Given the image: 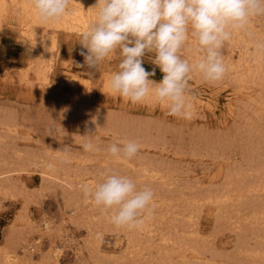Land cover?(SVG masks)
I'll use <instances>...</instances> for the list:
<instances>
[{"label": "rangeland", "instance_id": "obj_1", "mask_svg": "<svg viewBox=\"0 0 264 264\" xmlns=\"http://www.w3.org/2000/svg\"><path fill=\"white\" fill-rule=\"evenodd\" d=\"M7 1L11 3V0ZM92 1L90 5L93 3ZM5 15L0 19V24L2 23V31L0 33V115L13 117V119L10 118L15 123H13L10 131L13 136L11 133L9 135L6 134L8 133L6 129H0V132H2L0 133L2 135L0 137L2 142L0 145L6 142L2 145L4 149L0 152V160L1 158L3 160L5 158L12 159L13 157L15 159V156L19 155V157L24 158L35 153L36 156L38 155L39 161L41 159H51L50 161L60 174L66 173L72 179H91L92 177V179L96 178L95 180L98 178L99 181V173L101 171L106 169V167L111 169L117 165L111 163L107 158L102 159L103 154L107 157L106 151H85L82 146L91 142L101 149H106L111 143L124 140L125 138L122 137V134L127 132L132 136L133 134L138 135L139 138L135 139L137 142L142 136L143 138L138 142H142L140 143L142 148L137 157L130 161L133 166L131 167L132 169H126V174L132 177L134 176L132 172H135L136 168H139L137 173H140L138 172L140 167L144 168L152 161V164H155V166L158 164L159 166H157L160 169L164 167L162 171H164L163 175L166 176L165 183L162 184V181L158 180L156 182L153 181L154 184H151L152 182L148 181L147 177V179H143L144 177L141 176L142 178H139L138 185L147 184L161 192L165 191L164 193H166L167 191L174 195L177 194V197L179 193L182 196H189L190 193L197 194L200 190L203 193L210 191V187L213 190L216 187L217 189L221 188L225 182L226 174L237 165H244L247 152L251 148V144H249L251 142L250 138L253 141L252 146L255 144V146L259 147V153L264 151V144L262 149H260V144L256 142L257 138L264 136V110L255 115L253 108H251L253 106L251 99L255 100L259 96L261 89L259 86L252 84L237 85L234 81L237 74L235 70H229L222 81L212 84L203 82L199 74L193 72L189 81V97L192 105L190 118L173 117L168 114L166 106L152 103L150 100L140 104H133L103 88L104 78L110 77L113 72L118 70L117 66L120 59L118 54H114L102 62L98 69H90L85 64L84 57L80 55L81 50L85 52L87 50L82 49V45L79 43V36L67 35L62 30L42 28L45 34L44 40L39 38L38 43L28 42L26 39L22 40L23 36L17 21L18 18L9 12L5 13ZM253 26L258 34L264 36V18H257L253 22ZM53 35H56L55 47L45 49L43 45L48 39L46 37ZM246 35L248 36L247 33ZM188 44L187 50L185 49L182 55L193 61L196 57L194 54L197 46L192 40ZM228 46L229 44L226 42L223 48L225 61L230 54ZM248 48L249 54L254 53L255 49L252 44ZM237 50L234 49L232 52L233 63L241 64L240 56L242 53L240 54L239 50ZM154 55V53H146L142 66L149 72L155 68V75L150 77V79L159 82L163 74L158 67L151 63V58ZM49 60L53 64L54 71L57 68L65 69L72 74L80 76L82 83L68 86L63 83L59 84L55 80L51 87L43 86V88L42 86H37L34 81V83L25 82L19 78V72L28 71L33 74L29 68L34 70L37 62L42 63L45 67ZM243 67L241 65V69ZM250 123L253 126L248 128ZM250 129L253 130V137L249 136L250 131L248 130ZM3 135H5V138ZM145 137H148L147 140ZM144 141L149 142V145ZM207 142H209V146L206 147L205 143ZM9 143L11 145L14 143L15 147L14 145L11 147ZM151 143L154 144L152 145ZM7 151L10 154L6 153ZM11 151L14 152L12 153ZM27 152L28 154H26ZM23 153L25 154L23 155ZM258 156L260 155L258 154ZM43 163L45 164L46 162L41 164ZM137 173L135 172V174ZM251 175L252 177H250ZM253 176L255 174L250 173L247 175V179H252ZM142 179L144 181H141ZM41 183L37 174L24 175L22 183L19 185L23 192L16 195L17 199L15 196L3 194L2 197L0 196V245L6 243L9 233L19 232L20 229L22 230L20 233L25 234L23 236H27V240H32L40 234L39 227L38 231H36V227L43 220L50 221L52 227H54L53 229L56 228L55 230L58 232L55 231L51 238L42 236L40 252L38 250V252L35 251L31 260L21 259L19 264H49L52 250L60 252L61 264H102L99 259L106 261L103 264H161L158 262L155 249L152 250L153 253L151 252L150 256L141 255L143 258L141 256L137 257L135 253H127L125 255L124 234L122 232L119 233L121 230H113V233L110 230H107V232L103 229L102 225H100V218L103 214L98 209L97 211L90 202L86 203V209H84L90 214H94L93 217L89 218L87 215H83V219L81 217L71 219L69 217L71 203L69 204L66 198L69 192L67 194V191H65L64 196V190L62 192L61 187L47 184L45 188L41 186ZM161 187L163 188L161 189ZM21 195L25 199L23 196L21 198ZM29 198L32 199L29 200ZM65 200L68 203L64 202ZM182 204L180 201L173 202V210L181 213L183 210ZM90 207L91 209H89ZM210 207L209 204L203 205L202 211H200L201 214L193 213V215L195 214L191 219L193 224L189 221V224L185 223L184 225L188 224V231L198 232L204 239L207 236L205 248L208 252L205 255L208 259L212 258L219 263L222 256L223 259H228L227 262L229 264H233V261H229V259L235 253L234 246L237 244V236L240 232H233L229 229L224 230L223 228L218 230L214 215L216 211ZM232 211L234 214L235 208ZM24 212H27V214ZM21 213L29 217L27 221L31 222V225L27 226L26 222L17 219ZM159 213V210L156 211V214ZM243 213L241 212V215H245L247 212ZM180 219V216H177V220L180 221ZM69 220H73L72 223L75 222L72 224ZM78 220H81V223ZM89 220H91L93 228L96 226L93 232L87 227L88 222L86 221ZM23 227L25 228L23 229ZM89 230L91 234H94L89 235ZM154 234L158 235L157 233ZM154 234L153 240L156 238ZM93 236H97L98 240L101 238L97 256H95V248L90 247V237L93 239ZM210 237L211 239H209ZM158 238L157 236L155 240ZM255 242L256 239L251 238L248 244L251 246ZM85 246L86 248H84ZM14 250L18 254L22 253L20 247ZM41 254H45L43 259L40 258ZM101 254L104 255L102 256ZM235 255L233 257L236 258H232L235 259L234 262H237L239 258ZM113 256H115L114 258L117 261L112 260ZM232 258L230 260H233ZM179 259L180 257L172 255L171 261H173L170 263L181 264V259ZM162 264L168 263L164 262Z\"/></svg>", "mask_w": 264, "mask_h": 264}, {"label": "bare ground", "instance_id": "obj_2", "mask_svg": "<svg viewBox=\"0 0 264 264\" xmlns=\"http://www.w3.org/2000/svg\"><path fill=\"white\" fill-rule=\"evenodd\" d=\"M91 1L92 0H71V3H70L71 14L70 15H65V17L63 19L56 21V22L42 23L38 19V17L34 14V11L31 8L28 0H11V3H9L7 0H0V19H1V17H4L3 15H5V13H7V12L12 13L14 16H16L18 18L17 21L19 23L20 31H21L22 36H23L22 40L26 39V40H28V42L30 41V42L38 43L37 42L38 39L43 38L45 36L42 28H51L52 30L53 29L54 30H62L67 35H70V36L75 35V36L81 37V34L83 33V31H85L87 29L88 25L91 22H93L95 19L96 10H94L93 7L96 5L97 0H93L92 1L93 3L90 5ZM1 24H0V33L2 31ZM246 33L248 34V36L247 35L245 36ZM55 36L53 35V36L46 37V39L47 38L48 39H47V41H45L46 43L43 45V47L45 49L55 47V42H56ZM43 40H44V38H43ZM259 42H264V36L262 34L257 33L253 24L251 25V27L249 28V30L247 32H241V31L235 32L232 36V39L230 41H228V44H229L228 49L230 50L229 51L230 54H229V56L227 55L228 57L225 61L229 70H235L236 71L237 74H236L234 81L237 83V85L244 86L246 84H252V85H255L257 87L258 86L260 87L261 92H260L259 96L255 100L251 99V102L253 103V106L251 105L252 106L251 108H253L252 110H253V113L255 115L258 112H260L261 110H264V51H260L255 47V45ZM42 43H41V45H42ZM189 43H190V40H189ZM250 44H252V46H254V49H255L254 53H252V54L248 53V51H249L248 46H250ZM32 45H33V43H32ZM234 49H238L239 53L240 54L242 53L240 56L241 57L240 58L241 64L235 63L236 64L235 65L233 63L232 52L234 51ZM51 52H52V50H51ZM191 55H192V53H191ZM194 55H196V53ZM235 61H236V59H235ZM241 65L244 66L242 69H241ZM65 66H67V65H65ZM29 70H31L33 74H30L31 72L24 70L25 72H19V75H20L19 78L21 80H24L25 82H33L34 81L37 86L51 87L54 84L55 80L59 84L63 83V84H66L68 86L78 85L77 83H80V84L82 83L80 81L81 79L79 78L80 76H78L76 74H72L65 69L57 68L54 71L53 70V64L51 63L50 60H49V62H47L45 67H44V65H42V63L37 62V64L35 65V69L32 70V68H29ZM229 70H228V72H229ZM54 73H56L55 76H53ZM104 79H105L104 80L105 82L103 83V88L112 93V91L109 87V83H108L110 77H105ZM251 108H249V109H251ZM247 116H248V114H247ZM247 116H245V117L247 118ZM10 117L11 116L6 117V116L0 115V129H6L8 131V133H6V134H8V135H9V133H11L10 131H11V128L13 127V123H15L12 121L13 117H11L12 119ZM250 120H251V118H250ZM99 126H101V125H99ZM102 126H104V125H102ZM251 126H253V125H251V123H250L248 128H250ZM13 131H15V130H13ZM248 131H250L249 136L251 135L253 137V135H252L253 130L250 129ZM0 133H2V132H0ZM11 135L13 136L12 133H11ZM122 135H123L122 136L123 138L128 139V140H135V139L137 140L139 138L138 135L133 134V136H132L131 134H129L127 132H123ZM259 136H257V137H259ZM0 137H2V135H0ZM3 137L5 138V135H3ZM142 138H143V136H142ZM147 138L145 137L146 140H147ZM141 139H139V140H141ZM139 140H138V142H139ZM5 141H7V140H5ZM250 141L251 142L249 144H251V148L247 152V157L245 158L244 165H240V163H239L240 166H238V165L236 167L233 166L234 169L232 171L230 170V172H228L226 174V176L224 178L225 182L221 186V188L217 189V187H216V189L213 190L210 187V191L203 193V192H200L201 191L200 190L199 191L200 193L199 192L197 194L196 193L195 194L190 193L189 196H182L179 193V196L176 197L177 194L174 195V194L167 192V191H166V193H164L165 191L161 192L158 189H154V187L152 186L153 187L152 189L155 192L154 210H153L152 214L146 218L144 226L140 230H134V231L121 230L119 232V233L122 232L124 234V235L122 234L124 236V240H125L124 246H125L126 254L125 253L124 254L127 255V253H129V254L135 253L137 257H140L141 255L150 256L152 250L155 249L156 250L155 251L156 257L159 260L158 262H160L161 264L164 262L171 264L170 262L173 261V260L171 261L172 255L180 257L181 264H229L227 262L228 259L226 258V260H225V258L223 259L222 256H221V262H219V263L215 262V260H213L210 257H209L210 259H208V257H206V255H205V253L208 252V250L205 248V244L207 243V238H206L207 236L204 239L202 236H200L198 234L197 231H196L197 233H194V231H192V232L188 231L189 221H191V219L194 217V215L196 213L201 214L200 211H202L201 209H202L203 205L209 204L211 206L210 208L214 209L216 211L214 215L216 217L215 222L217 223L216 227L218 230H222V228H223L224 230L229 229L230 231H233V232H240L237 236L238 237L237 244H235V246H234V252L235 253L232 256L231 255H229V256H231L230 257V259H231L236 254L235 256H237L241 260L238 259L237 262H234L235 259H233V258H236V257H233L232 258L233 260L229 259V261H233V264H264V151L263 152L261 151V153H259V147L255 146V144L252 146V143H253L252 138H250ZM144 142H147V141H144ZM256 142L258 144H260V149H262V145L264 144V136L262 135L259 138H257ZM0 143H2L1 138H0ZM5 143L3 142L2 145H4ZM140 143H142V142H140ZM147 143H148L147 145H149V142H147ZM144 144H146V143H144ZM2 145H0V152L3 151V149H4ZM13 145H14V143H12L11 147ZM205 146L206 147L209 146V142L205 143ZM14 147H15V145H14ZM9 148H10V146H9ZM14 150H15V148H14ZM8 151L6 153H8ZM51 152H52V150H51ZM1 154H3V153H1ZM8 154H10V152ZM24 154L25 153H23V155ZM26 154H28V152ZM258 154L260 156H258ZM98 155H101V154H98ZM4 156H7V155H4ZM19 156H15V159H13L14 157L13 158L11 157L13 160L8 159V158H5V160H3L1 158V160H0V196L1 197L3 194V195H9V196H13V197L15 196V198H16L17 194H22V192H23V190L21 188H19V185L22 183V179H23L24 175L37 174L38 179L41 180V182H42L41 183L42 187L46 188L47 184H53V185H56L58 187H61L62 192L64 190V196H65V191H67L66 192L67 194L69 192L68 197H66V198H67V201H69V204L71 203V208L68 207L69 212H70L69 217H71V219H73L74 217L75 218L81 217L83 219V215L84 216L87 215L89 218L94 216V214H90V212L85 210L86 209L85 206L87 205L86 203L88 201L85 200L82 192L80 193V186L82 184H85V183H87L89 185H94L96 182H98V178H97V180H95L96 178L92 179V177H91V179H87V178L86 179H82V178L72 179L66 173H65L66 175L60 174L58 172V170L56 169V167H54L53 163L50 161L51 159H49V158H48L49 160L48 159H41L39 161L38 160L39 157H38V155L36 156L35 153H34V155L24 157V158L19 157ZM55 156H57V155H55ZM102 156H103L102 159L107 158L111 161V163H113L114 165H117L116 167L111 168V169L118 171L121 174L127 175L126 169H129L133 166L130 161L117 160L116 158L112 157L108 153H107V157L104 154ZM40 158H42V157H40ZM54 160H53V162H54ZM110 161H109V164H110ZM42 162H46V163L41 164ZM119 163L121 165V168H120ZM157 165L158 164H156V166H155V164L153 165L152 161H151L144 168L142 166L140 167V170L138 171L140 173H137V169H139V168H136L135 172L137 174H135V172H132L134 174V176H132V178L138 182V181H140L139 178L142 176V177H144L143 179H145L147 177L148 181L152 182L151 184H154L153 181L156 182L158 180L162 181V184L165 183L164 181H165L166 176L163 175L164 171H162V170H164L163 169L164 167H162V169H160L158 167L159 165L158 166ZM230 169H232V168H230ZM69 172H70V170H69ZM74 172H73V175H74ZM81 173H83V172L81 171ZM250 173H254L255 176H253L252 179H247L248 178L247 175ZM84 174H85V172H84ZM77 175H78V173H77ZM85 175L87 176V174H85ZM252 175L250 177H252ZM143 179L141 181H144ZM163 187H164V185H163ZM163 187H161V189ZM155 188H156V185H155ZM203 191H205V190H203ZM174 192H176V191H174ZM37 193H39V192H37ZM22 196L23 195H21L20 197L22 198ZM13 197H12V200H13ZM3 198H4V196H3ZM23 198H24V196H23ZM16 199H14V200H16ZM30 199H32V198H29V200ZM67 201L65 200L64 202H67ZM175 201H180L183 203L182 204L183 210L181 211V213H177L176 211L173 210V208H174L173 202H175ZM87 207H89V206H87ZM233 208H235L234 214L232 211ZM26 209H27V207H26ZM89 209H91V207ZM158 210L160 213L156 214V211H158ZM241 212L242 213L247 212V213H245V215H241ZM24 213L27 214V212H24ZM24 213L23 214L21 213L17 219H19L20 221L22 220L23 222H26L27 226H29V224L31 222L29 223L27 221V220H29V217ZM193 213H195V214L193 215ZM177 216H180V218H181L180 221L177 220ZM72 221H70V223H72ZM41 222L42 223L38 224V226L36 227V229H37L36 231H38V227H39V229H40L39 233L40 234L37 237H34L32 240H27V236L24 237L23 235H25V234L20 233V232H22L21 229L19 230V232L18 231H15L13 233H9L10 231L7 232V233H9V236H7L8 238L6 239V243L4 245H0V264H19L21 259L22 260H31L35 251L38 250L40 252L41 237L42 236H48L49 238H51L52 235L55 234V231H56L55 230L56 228L53 229L54 227H52V224L50 223V221L43 220ZM86 222H88L87 227L93 232V230L96 228V226L94 228L92 227L91 220L86 221ZM95 222H96V220H95ZM83 223H85V222H83ZM100 223H101L100 225H102L103 229H105L106 231L110 230V232L111 231L113 232L114 229L111 226V224L109 223V220H108L106 215L103 214L101 216ZM185 223H188V224L184 225ZM191 224H193L192 221H191ZM161 225H162V227H161ZM259 225H260V227H259ZM82 226H83V224H82ZM30 227H32V226H30ZM24 228L25 227H23V229ZM25 230H28V229H25ZM90 230H89V232H90L89 235H93L94 233L91 234ZM30 232H31V230H30ZM95 233H96V231H95ZM154 233H157L158 235H156ZM153 234L156 235V238H157V236L159 238L157 240H155L156 238L153 240ZM215 234H216V232H215ZM96 237H94V238H96ZM94 238L91 239V237H90V240L92 241V242L90 241V247L93 249L95 248V252H96L95 256H97L98 252H99L98 250L100 248L99 247V240L101 238L99 240H98V237L96 239H94ZM251 238L256 239V242H255V244L250 246L248 244V241L250 242ZM209 239H211V237ZM87 241H89V240H87ZM4 242H5V240H4ZM18 247H20L22 250L21 254H18L16 252V250H14ZM90 247H88V248H90ZM84 248H86V246ZM119 252H120V250H119ZM88 253L90 254L89 250H88ZM92 254H93V252H92ZM51 255H52V257L50 258L49 264H61L60 252H55L54 250H52ZM101 255L103 256L104 254H101ZM100 256H99V258H100ZM143 256H141V257L143 258ZM217 256H220V255H217ZM44 257H45V254L40 255L41 259H43ZM114 257L115 256L112 257L113 258L112 260L117 261V259H115ZM116 257H117V255H116ZM211 257H213V256H211ZM125 258H126V256H125ZM93 259L95 260V258H93ZM99 260L102 262V264L105 261L104 259H103L104 261H102L101 259H99ZM134 260H135V258H134ZM177 260H178V258H177ZM95 261L97 262V260H95ZM119 263H120V261H119ZM137 263H139V262H137ZM157 264H159V263H157ZM172 264H177V263L173 262Z\"/></svg>", "mask_w": 264, "mask_h": 264}, {"label": "clouds", "instance_id": "obj_3", "mask_svg": "<svg viewBox=\"0 0 264 264\" xmlns=\"http://www.w3.org/2000/svg\"><path fill=\"white\" fill-rule=\"evenodd\" d=\"M42 23L70 15L71 0H28ZM95 19L81 34L80 55L90 69H98L114 54L118 70L108 81L112 93L133 104L151 101L166 106L168 114L190 118L189 81L193 72L205 83L224 79L228 66L223 57L226 42L235 32H247L257 18H264V0H97ZM189 40L196 44V58L182 55ZM255 47L264 51V42ZM146 53L163 74L157 82L143 66ZM85 151H106L120 161L137 157L142 145L119 140L101 149L89 142ZM94 185L80 186L86 201L106 215L114 230H140L154 210L155 192L139 186L130 175L110 168L99 173Z\"/></svg>", "mask_w": 264, "mask_h": 264}]
</instances>
